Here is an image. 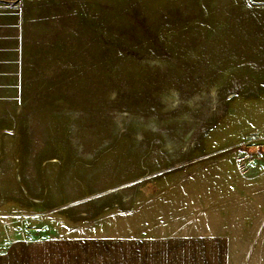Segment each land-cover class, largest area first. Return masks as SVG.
I'll return each instance as SVG.
<instances>
[{
    "label": "rangeland",
    "instance_id": "rangeland-1",
    "mask_svg": "<svg viewBox=\"0 0 264 264\" xmlns=\"http://www.w3.org/2000/svg\"><path fill=\"white\" fill-rule=\"evenodd\" d=\"M263 211L264 0H0L3 247Z\"/></svg>",
    "mask_w": 264,
    "mask_h": 264
},
{
    "label": "crops",
    "instance_id": "crops-1",
    "mask_svg": "<svg viewBox=\"0 0 264 264\" xmlns=\"http://www.w3.org/2000/svg\"><path fill=\"white\" fill-rule=\"evenodd\" d=\"M237 207L241 214L243 203ZM1 243L0 234V264H264V219L215 224L212 235Z\"/></svg>",
    "mask_w": 264,
    "mask_h": 264
}]
</instances>
